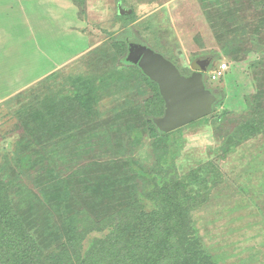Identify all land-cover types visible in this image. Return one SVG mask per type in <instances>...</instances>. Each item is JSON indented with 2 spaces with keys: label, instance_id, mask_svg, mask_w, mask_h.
Segmentation results:
<instances>
[{
  "label": "rangeland",
  "instance_id": "374dc122",
  "mask_svg": "<svg viewBox=\"0 0 264 264\" xmlns=\"http://www.w3.org/2000/svg\"><path fill=\"white\" fill-rule=\"evenodd\" d=\"M131 44L183 76L209 61L212 114L168 146ZM263 114L264 0H0V239L16 222L29 264H100L149 249L170 219L161 195L184 184L196 250L264 264Z\"/></svg>",
  "mask_w": 264,
  "mask_h": 264
},
{
  "label": "trees",
  "instance_id": "16d2710c",
  "mask_svg": "<svg viewBox=\"0 0 264 264\" xmlns=\"http://www.w3.org/2000/svg\"><path fill=\"white\" fill-rule=\"evenodd\" d=\"M118 1L120 2V0ZM130 35L131 32L128 31L124 38L125 40H123L125 46H128L126 39H129ZM125 62L137 70L142 80L153 91L155 101H153V107L151 105L149 111L147 110L145 113V123L149 126L150 134L159 138L161 143L168 146L171 134L175 131L167 134L163 133L153 123V119L162 117L164 114V102L159 94L157 85L145 76L138 66L130 64L127 61ZM78 97L80 98L79 95ZM253 131L264 134V114L258 117L257 123L253 125ZM185 190L186 186L181 184L171 192L167 191L161 195L163 203L167 205L168 212L165 215L170 219L166 222L163 215L161 223L164 224L163 227L166 225L165 231L154 240L155 242H153L149 249L133 247L121 256L116 255L114 258H110V260L107 259L106 262L100 260L96 263L181 264V260L186 261V257L189 254L188 257L193 259L194 264H210L203 251L196 250V243L191 233L192 228L189 226L188 210L184 208L185 199H188V194ZM15 224L12 229L2 232V239H0V264H14V262L20 264L22 260H26V263L29 264L32 263L29 261H38L37 249L32 246V242L28 236L22 235L21 231H18L17 223L15 222ZM1 259H5V261Z\"/></svg>",
  "mask_w": 264,
  "mask_h": 264
},
{
  "label": "water",
  "instance_id": "95a60500",
  "mask_svg": "<svg viewBox=\"0 0 264 264\" xmlns=\"http://www.w3.org/2000/svg\"><path fill=\"white\" fill-rule=\"evenodd\" d=\"M119 14L125 15L126 12L120 8ZM127 62L138 66L158 87L164 102V114L153 119V123L161 132L171 133L212 114L216 97L203 81L209 61L193 63L192 74L183 76L162 55L145 46L131 45Z\"/></svg>",
  "mask_w": 264,
  "mask_h": 264
},
{
  "label": "built area",
  "instance_id": "2783aa9c",
  "mask_svg": "<svg viewBox=\"0 0 264 264\" xmlns=\"http://www.w3.org/2000/svg\"><path fill=\"white\" fill-rule=\"evenodd\" d=\"M222 71H224V68L223 67L212 78L213 79H216L217 77H220L222 75V73H223Z\"/></svg>",
  "mask_w": 264,
  "mask_h": 264
},
{
  "label": "flooded vegetation",
  "instance_id": "af4514ba",
  "mask_svg": "<svg viewBox=\"0 0 264 264\" xmlns=\"http://www.w3.org/2000/svg\"><path fill=\"white\" fill-rule=\"evenodd\" d=\"M132 45V44H131Z\"/></svg>",
  "mask_w": 264,
  "mask_h": 264
}]
</instances>
